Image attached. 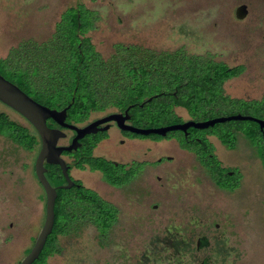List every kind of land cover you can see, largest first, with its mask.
<instances>
[{
  "label": "rangeland",
  "instance_id": "374dc122",
  "mask_svg": "<svg viewBox=\"0 0 264 264\" xmlns=\"http://www.w3.org/2000/svg\"><path fill=\"white\" fill-rule=\"evenodd\" d=\"M242 4L248 13L238 20L235 10ZM77 5L98 13L96 29L87 36L104 60L118 44L153 52L184 48L190 54L210 53L230 67H244L224 84L227 96H264V0H0V57L22 42L46 43L63 12ZM110 112L115 110L92 113L90 119ZM174 112L189 119L184 109ZM0 113L31 129L2 103ZM237 114L264 120L255 110L237 105L213 118ZM208 139L222 166L240 175L237 190L223 193L205 179L195 181L187 175L190 166L173 175L169 168L174 163L154 168L145 196L98 187L102 197L120 205L117 223L103 240L92 226L59 237L61 252L47 263L201 264L208 257L203 264H264V169L241 135L235 148L225 152L217 139ZM168 140L154 144L155 160L176 154L175 141ZM38 151L24 150L0 135V264H19L43 225L45 197L34 174ZM86 175L80 177L86 181ZM201 234L208 245L197 251L195 239ZM179 239L185 242L181 252Z\"/></svg>",
  "mask_w": 264,
  "mask_h": 264
},
{
  "label": "trees",
  "instance_id": "16d2710c",
  "mask_svg": "<svg viewBox=\"0 0 264 264\" xmlns=\"http://www.w3.org/2000/svg\"><path fill=\"white\" fill-rule=\"evenodd\" d=\"M96 21V12L83 5L67 8L46 43L38 46L32 42L21 46L25 54L23 69L15 65L12 70L0 60V74L41 105L56 110L69 106L66 121L76 124L87 122L92 113L109 109L123 111L128 107L134 125L139 128L181 123L175 108L184 109L195 122L213 119L214 115L234 105L264 116V97L246 102L232 99L224 92V84L243 72L242 65L230 67L215 61L211 55H189L182 48L156 54L121 44L115 45L113 56L104 60L85 37L95 29ZM44 73L47 76H42ZM33 80L40 81L42 91L28 90ZM47 125L56 127L52 120H48ZM221 127L226 128L222 130ZM188 131V137L180 131L170 132L167 137L176 139L181 147L189 148L198 141L207 143L206 135H214L222 145L234 149L237 135H241L264 161L260 129L255 122L231 121L204 130L190 128ZM0 135L27 151L40 148L39 136L32 126L31 129L22 127L3 113H0ZM150 136L155 140L162 139L158 135ZM100 138L97 136L93 144ZM91 148L76 156L78 166L87 163L91 169L102 170L108 183L118 185L103 165L88 162L86 157L89 158ZM195 152L205 169L217 167V171L210 172L217 173L219 187L227 191L237 188L235 174L223 175L225 171L220 169L215 156L203 153L208 152L207 147ZM221 174L223 178L219 177ZM57 175L61 178L59 171ZM71 191L59 190L52 232L33 264H48L50 257L61 252L59 236L76 232L84 223L92 225L101 239L106 238L114 226L117 211L112 205L92 192Z\"/></svg>",
  "mask_w": 264,
  "mask_h": 264
},
{
  "label": "flooded vegetation",
  "instance_id": "af4514ba",
  "mask_svg": "<svg viewBox=\"0 0 264 264\" xmlns=\"http://www.w3.org/2000/svg\"><path fill=\"white\" fill-rule=\"evenodd\" d=\"M84 7L86 9H88L86 6H84ZM88 10H90V9H88ZM90 11L96 12L93 10H90ZM96 16H97V21L94 24L95 29H96V24H97L98 19H99L97 12H96ZM91 31H89V32H91ZM87 34L85 35V37H87L89 39L91 45H93L90 38L87 36ZM23 44H24V42L19 43L16 47L9 49L7 52V55L5 57H0V60L5 62V66L7 68L12 69L13 67H15V65L21 67L22 69L24 68V66H25V61H24L25 54H24V50L21 47ZM128 46H130V45H128ZM93 47H94V45H93ZM132 47L139 48L138 46H132ZM139 49L145 50L148 52H152V53H156V54H161L164 52L165 53L170 52V51L153 52V51H150L149 49H142V48H139ZM179 49H181V48H179ZM182 49L185 50L184 48H182ZM15 50L17 51V53ZM94 51L98 52L95 49V47H94ZM171 52H173V51H171ZM188 54L189 55H196V56L211 55L210 53H206L205 55L190 54V53H188ZM16 60H18V61L16 62ZM106 60H108V59H106ZM237 66H240V65H237ZM232 67H234V66H232ZM12 70H14V69H12ZM234 78H236V77H234ZM232 79H230V80H232ZM39 82L40 81H37V83H36V80H33V83H32V85H29L28 90L29 91L41 90L43 87H41ZM13 84H15L20 89V87L16 83H13ZM23 92L25 94H27L25 91H23ZM28 96H30V95H28ZM263 97L264 96H262L259 100H261ZM230 98H232V97H230ZM232 99H237V98H232ZM237 100H242V101H246V102L254 101L251 99H237ZM114 110H115V112L106 113V114H104L100 117H96V118L90 119V117H91V115H90L87 122H85L83 124H76V123H71V122H67V121H66V123L74 125L78 128H82V127H84V126H86V125H88V124H90L96 120L102 119V118L107 117L111 114H122V115L127 114L129 116V119H127L125 121V124L139 128V127L135 126L133 121H132V114L129 110V107L123 111H118L116 109H114ZM187 121H190V119H188V120L182 119L181 123H184ZM178 124H180V123H178ZM106 125L108 126L107 130L97 132L96 134L86 135L85 137L80 139L78 141L80 146L75 151H72V152L63 151L61 153L60 157L63 159V161L65 162V165L67 166L68 177L73 182V185L71 186L70 189L61 188V186L66 185L67 182H66L64 176L62 175L61 169L58 165L48 164V163L44 162L43 166L46 169L45 177L48 180L49 184L53 188H55L57 196H58L59 190H72L71 192H73V193H80V192L85 191V190L92 192V193L96 194L100 199L105 201L106 203L112 205V207L117 211V217H116L115 224L119 220L121 207H120V205L116 204L115 202H112V201L107 200L106 198L102 197V195L98 192L97 188L101 187L102 189H111V190H115V191H122L128 195L136 194V193H139L140 196L148 195V192H150V190H149L150 184L148 183V180L151 178V174H152L154 168L163 164V163H166V164L174 163V165H171L170 166L171 168H169V170L173 173V175H177L183 166H190L192 168V172L189 171L187 173L188 176L193 177V179L195 181H201V180L205 179L211 185L214 186V190H216V191H220L223 193H232L235 190H237L240 186V179H241L240 175H238L237 172H235V171H230L227 168L223 167L222 164L220 163V161L218 160L216 149L213 146V144L211 143V141H209V139H208L209 137H214L215 139H217L214 135H206L207 143H202L201 141H198V142H195L193 144H190L189 148H183L179 145V143L176 139L171 138V137H167V135H168V133H167L166 136L162 137V139H160V140H168V139H169L168 141L174 140L176 143L177 152L175 155H165V156L157 158L155 160L154 159V144L160 140H155L150 135L142 136V135H137V134H134V133H131L128 131H124V130L120 129L115 122H108V123L99 125V127H105ZM50 128L59 129L63 133H65V137L58 140L57 146H59V147L69 146L71 144L73 138L76 136V133L73 130L61 128L57 124H56V127H50ZM111 129H115L116 133H113L111 131ZM142 129H148V128H142ZM188 130H187L186 135L183 133L184 137H188V133H189ZM97 136H100L101 138L94 145L93 142ZM260 136H261L260 147L262 148V151L264 153V129L260 130ZM62 140H65V143H60V141H62ZM92 144H93V146H92ZM203 147H207V149H208V152H203V153H205L207 156L209 155L210 157L215 156V158L219 161L220 169L225 171L222 173L223 175L227 173L228 176L230 177L233 174H235V176L238 178V181H237L238 186L234 191H227V190H224L218 186V183L216 181L217 180V173L213 175L210 172L212 170L217 171V167L211 168L212 166H210V169L207 170L198 161L197 154H196L195 150H198V151L201 150L202 151ZM90 148H91L90 156H89V158L86 157V159H88V162L90 160L92 162L93 161L99 162L101 165H103L104 169H106L108 171L111 178H113L114 180L117 181L118 185H111L110 183H108L104 179V173L102 170L91 169L89 164H87V163H82V164H79V166H78L77 161H76V156L86 152ZM221 148L224 152L232 150V149H228L227 147H225L222 144H221ZM256 157L264 169V161L261 160V158L257 155V153H256ZM57 171L60 172L61 178L57 175ZM83 172L87 174L86 175V181L84 179H82V177H80V175ZM229 173H231V174H229ZM222 174L219 176L220 178H223ZM88 176H93V177L89 179ZM214 178H216V179H214ZM158 179H160V178L158 177ZM87 183H89V184H87ZM39 186H40V188L44 194V197H45V192H44L43 188L41 187L40 183H39ZM139 186H140V189L138 188ZM149 207L151 209L156 208L153 206L152 203L149 205ZM91 226L92 225H90L89 223H84L79 228V230H77L76 232H73V233H77L81 229L88 228ZM9 227H11V225ZM214 228L218 229L219 225L214 224ZM67 236L68 235L59 236V237H67ZM103 239H105V238H102L101 240H103ZM58 241H59V238H58ZM207 241H208V237L206 235H203V234L198 235V237H196V239H195V249L197 251H199L201 248L206 247L208 245ZM170 243L174 244L175 241L171 240ZM176 244L178 245L177 251L181 252L183 246L185 245V242L183 240L179 239V240H176ZM207 259H209V258L204 257L203 262ZM203 262L201 264H203Z\"/></svg>",
  "mask_w": 264,
  "mask_h": 264
},
{
  "label": "water",
  "instance_id": "95a60500",
  "mask_svg": "<svg viewBox=\"0 0 264 264\" xmlns=\"http://www.w3.org/2000/svg\"><path fill=\"white\" fill-rule=\"evenodd\" d=\"M247 13V6L242 4L236 8L235 17L238 20H242L246 17ZM0 103L22 116L35 129L40 139V149L34 162V174L45 192L44 222L30 252L21 260L19 264H33V262L38 259L45 246L46 240L53 229L55 218L54 206L57 193L55 188L49 184L45 177L46 169L43 166L44 162L58 165L60 167L62 175L67 182V184L61 186V188L70 189L73 182L68 177L67 166L60 155L63 151H75L80 146L78 141L86 135L96 134L97 132L108 129L107 125L105 127H99V125L108 122H115L117 126L124 131L142 136L158 135L160 137H165L167 133L173 131H180L186 135L189 128L204 130L211 128L216 124L231 121H251L255 122L259 126L260 130L264 129L263 120L241 114L227 117H216L202 122L190 120L180 124L148 129L126 125L125 121L129 119L127 114H111L82 128H78L74 125L66 123L67 110L69 106L62 110H56L41 105L20 90L15 84L5 79L2 75H0ZM48 120H52L61 128L70 129L76 133V136L73 138L69 146H57L58 140L64 138L65 133L59 129L48 127Z\"/></svg>",
  "mask_w": 264,
  "mask_h": 264
}]
</instances>
